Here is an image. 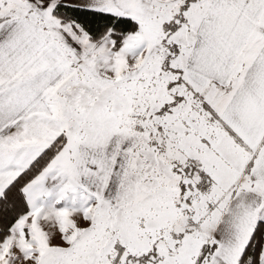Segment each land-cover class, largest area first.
<instances>
[{
	"label": "snow or ice",
	"instance_id": "1",
	"mask_svg": "<svg viewBox=\"0 0 264 264\" xmlns=\"http://www.w3.org/2000/svg\"><path fill=\"white\" fill-rule=\"evenodd\" d=\"M0 264H264V0H0Z\"/></svg>",
	"mask_w": 264,
	"mask_h": 264
}]
</instances>
